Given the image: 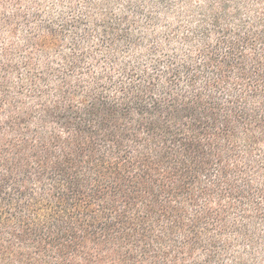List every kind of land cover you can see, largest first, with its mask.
<instances>
[{"label": "trees", "instance_id": "obj_1", "mask_svg": "<svg viewBox=\"0 0 264 264\" xmlns=\"http://www.w3.org/2000/svg\"><path fill=\"white\" fill-rule=\"evenodd\" d=\"M0 264H264V0H0Z\"/></svg>", "mask_w": 264, "mask_h": 264}]
</instances>
